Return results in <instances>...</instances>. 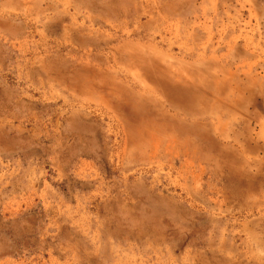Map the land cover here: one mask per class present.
<instances>
[{
	"label": "rangeland",
	"instance_id": "374dc122",
	"mask_svg": "<svg viewBox=\"0 0 264 264\" xmlns=\"http://www.w3.org/2000/svg\"><path fill=\"white\" fill-rule=\"evenodd\" d=\"M0 264H264V0H0Z\"/></svg>",
	"mask_w": 264,
	"mask_h": 264
}]
</instances>
